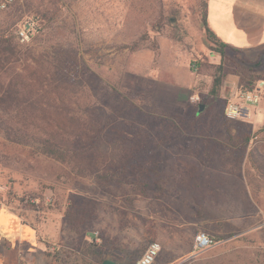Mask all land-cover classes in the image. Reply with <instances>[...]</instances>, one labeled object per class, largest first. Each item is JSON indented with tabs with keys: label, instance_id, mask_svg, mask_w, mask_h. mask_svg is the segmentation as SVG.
I'll list each match as a JSON object with an SVG mask.
<instances>
[{
	"label": "rangeland",
	"instance_id": "obj_1",
	"mask_svg": "<svg viewBox=\"0 0 264 264\" xmlns=\"http://www.w3.org/2000/svg\"><path fill=\"white\" fill-rule=\"evenodd\" d=\"M205 2L14 0L0 9V34L30 26L9 66L21 73L33 55L37 68L59 57L84 115L96 114L102 135L125 141L143 165L124 181L78 178L0 131L4 264H136L153 241L162 245L154 264H264V177L249 162L264 155V103L240 121L224 108L233 79L264 78V58L230 53L222 100L210 96L221 57L201 27ZM227 129L237 139L250 131L246 151ZM199 233L214 243L195 251Z\"/></svg>",
	"mask_w": 264,
	"mask_h": 264
},
{
	"label": "trees",
	"instance_id": "obj_2",
	"mask_svg": "<svg viewBox=\"0 0 264 264\" xmlns=\"http://www.w3.org/2000/svg\"><path fill=\"white\" fill-rule=\"evenodd\" d=\"M203 10L201 27L206 43L212 53L221 57V63L212 66L214 81L210 96L222 100L225 60L230 53L242 56L244 53L225 43L209 26L207 2ZM16 39L17 35L13 33L0 34V131L4 136L13 143L32 144L40 154L61 163L78 178L108 183L124 181L132 173L140 172L143 165L134 160L127 143L102 135L94 122L96 114L88 117L84 115L82 104L73 97L80 87L60 77L66 69L59 57H46L43 67L37 68L41 62L33 55L35 67L29 64L21 73L9 66L20 51ZM28 51L32 55V50ZM263 58L264 50L261 54ZM259 63L256 66L261 65ZM251 70L257 71L255 67ZM259 79L263 78L251 72L241 78L238 87L252 89ZM208 103L204 100L198 106L196 116L208 109ZM224 104L225 108L227 102L224 101ZM229 138L235 144L243 140V151H246L251 133L245 131L242 138L237 139L233 135ZM249 162L264 177V155L253 152Z\"/></svg>",
	"mask_w": 264,
	"mask_h": 264
},
{
	"label": "crops",
	"instance_id": "obj_3",
	"mask_svg": "<svg viewBox=\"0 0 264 264\" xmlns=\"http://www.w3.org/2000/svg\"><path fill=\"white\" fill-rule=\"evenodd\" d=\"M207 14L209 26L229 46L249 56L263 52L264 0H208ZM231 85L233 90L238 88V78L233 79ZM232 91L224 94V98L228 100ZM263 113L264 107L259 116H263ZM33 231L37 236L36 230ZM0 264H4V247L1 242Z\"/></svg>",
	"mask_w": 264,
	"mask_h": 264
},
{
	"label": "built area",
	"instance_id": "obj_4",
	"mask_svg": "<svg viewBox=\"0 0 264 264\" xmlns=\"http://www.w3.org/2000/svg\"><path fill=\"white\" fill-rule=\"evenodd\" d=\"M14 0H1L0 9H6ZM30 26L25 25L24 29L18 31L19 40L24 43L29 41ZM199 97L192 98L193 101H199ZM264 101V78L255 82L252 89H234L227 100L225 107V116L229 120H246L255 115L261 109V103ZM214 243L209 235L199 233L195 238V251H200L210 247ZM162 251V245L159 241H153L149 244L147 250L136 264H154Z\"/></svg>",
	"mask_w": 264,
	"mask_h": 264
}]
</instances>
